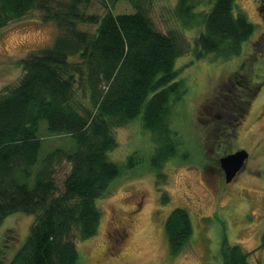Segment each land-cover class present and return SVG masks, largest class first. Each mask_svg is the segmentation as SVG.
<instances>
[{"label": "trees", "instance_id": "16d2710c", "mask_svg": "<svg viewBox=\"0 0 264 264\" xmlns=\"http://www.w3.org/2000/svg\"><path fill=\"white\" fill-rule=\"evenodd\" d=\"M93 1L0 0V32L35 11L60 31L52 46L22 59V77L0 91V232L9 216L34 217L9 263V235L0 234V264H80L77 240L98 234L102 212L96 201L121 174L109 159L118 147L117 128L141 119L162 146L152 159L156 168L175 155L170 118L187 92L176 62L190 50L189 41L156 29L149 16L152 0H101L106 7L101 16L82 10ZM121 1L133 12L115 14L112 7ZM236 1L178 0L175 16L182 27L202 28L196 39L200 54L242 53L256 26L236 11ZM78 23L97 26L96 33L80 30ZM255 44L264 45V36ZM247 67L244 63L206 106L204 114L214 109L212 119L201 115L211 125L209 151L234 142L263 87L256 81L259 66L250 72ZM44 132L70 137L72 145L45 152ZM63 166L68 172L60 190L56 175ZM166 234L169 252L177 256L193 234L186 210L171 213ZM221 253L223 264H252L240 245L224 241Z\"/></svg>", "mask_w": 264, "mask_h": 264}, {"label": "rangeland", "instance_id": "374dc122", "mask_svg": "<svg viewBox=\"0 0 264 264\" xmlns=\"http://www.w3.org/2000/svg\"><path fill=\"white\" fill-rule=\"evenodd\" d=\"M152 1L149 16L156 29L165 34L175 31L190 45L186 55L176 62L179 80L185 82L187 92L174 106L170 118L175 155L156 168L152 159L162 146L159 148L154 133L144 129L141 119L116 129L118 147L109 153V159L121 167V174L96 201L102 212L98 234L77 240L79 263L223 264L221 249L227 241L249 252L252 264H263L264 249L260 244L264 231V83L237 138L221 151H209L207 136L211 125L202 123L201 115L244 63L248 72L259 66L256 81L264 82V45L255 44L264 36V9L258 8L257 0L236 1V11L244 12L256 29L243 44L240 55L225 57L200 54L196 39L202 28L182 27L175 16L178 0ZM112 9L115 14L133 12L124 1ZM82 10L101 16L106 7L101 0H94ZM42 15L35 11L0 32V91L22 77V59L52 46L59 35L56 23L45 22ZM78 28L94 35L97 26L78 23ZM213 110L209 108L204 114L205 121L214 115ZM43 134L45 152L72 145L70 137ZM239 151H246L249 159L244 170L228 184L220 159ZM133 157L137 161L133 160L135 165L131 167ZM67 172L68 166L58 168L60 190ZM178 208L189 213L193 234L188 245L177 256H171L166 223ZM33 222L34 217L24 213L4 221L0 234L1 238L9 235L5 240L9 245L8 263L20 242L26 241Z\"/></svg>", "mask_w": 264, "mask_h": 264}, {"label": "water", "instance_id": "95a60500", "mask_svg": "<svg viewBox=\"0 0 264 264\" xmlns=\"http://www.w3.org/2000/svg\"><path fill=\"white\" fill-rule=\"evenodd\" d=\"M249 159L246 151L229 154L220 159V166L224 172L226 183H231L244 170Z\"/></svg>", "mask_w": 264, "mask_h": 264}, {"label": "flooded vegetation", "instance_id": "af4514ba", "mask_svg": "<svg viewBox=\"0 0 264 264\" xmlns=\"http://www.w3.org/2000/svg\"><path fill=\"white\" fill-rule=\"evenodd\" d=\"M259 3L258 8H260V10L262 11L264 9V0H257Z\"/></svg>", "mask_w": 264, "mask_h": 264}]
</instances>
